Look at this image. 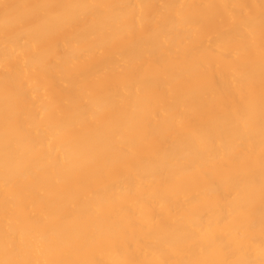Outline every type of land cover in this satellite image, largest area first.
<instances>
[{
  "label": "bare ground",
  "instance_id": "bare-ground-1",
  "mask_svg": "<svg viewBox=\"0 0 264 264\" xmlns=\"http://www.w3.org/2000/svg\"><path fill=\"white\" fill-rule=\"evenodd\" d=\"M0 264H264V0H0Z\"/></svg>",
  "mask_w": 264,
  "mask_h": 264
}]
</instances>
